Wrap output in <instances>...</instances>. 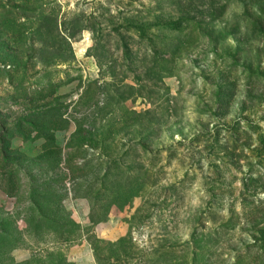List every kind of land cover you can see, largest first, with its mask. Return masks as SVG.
<instances>
[{"label":"rangeland","instance_id":"374dc122","mask_svg":"<svg viewBox=\"0 0 264 264\" xmlns=\"http://www.w3.org/2000/svg\"><path fill=\"white\" fill-rule=\"evenodd\" d=\"M87 243L264 264V0H0V264Z\"/></svg>","mask_w":264,"mask_h":264},{"label":"crops","instance_id":"0c3cea01","mask_svg":"<svg viewBox=\"0 0 264 264\" xmlns=\"http://www.w3.org/2000/svg\"><path fill=\"white\" fill-rule=\"evenodd\" d=\"M76 206V210L79 212V214L86 213V203L83 199L77 201ZM118 226L119 223L116 222V219L113 217H109L102 224L98 223L95 228L102 231V233L114 235L117 232ZM78 264H97L95 261L94 253L92 251V247L89 243H87V245L84 244L80 249L78 255Z\"/></svg>","mask_w":264,"mask_h":264}]
</instances>
